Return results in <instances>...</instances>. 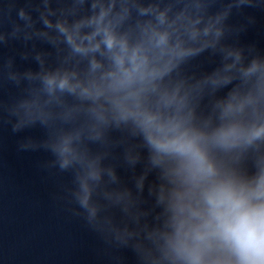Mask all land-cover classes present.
I'll return each instance as SVG.
<instances>
[{
    "label": "clouds",
    "instance_id": "clouds-1",
    "mask_svg": "<svg viewBox=\"0 0 264 264\" xmlns=\"http://www.w3.org/2000/svg\"><path fill=\"white\" fill-rule=\"evenodd\" d=\"M51 2L36 5L39 35L57 55L65 50L68 55L61 66L27 73L30 81L38 76L42 88L21 100L13 130L35 127L39 120L48 139L40 144L29 140L21 148L49 151V167L71 174L67 193L77 205L73 214L101 232L116 231L111 220L98 219V214L112 196L101 187L102 178L106 174L115 183L117 173L102 167L92 146L101 140V126L111 121L118 130L130 124L150 151L153 165L174 162L168 170L176 184L169 203L172 232L166 236L174 258L183 264H264V168L252 179L241 180L222 174L209 153L210 147L227 150L264 137V123L243 125L227 119L264 96V63L254 57L245 66L239 49L217 47L225 35L223 21L233 10L264 6V0H156L147 5L138 0H56V9ZM134 7L147 19L133 25L127 22ZM20 16L34 25L24 9ZM248 21L255 23V17ZM4 39L0 35V42ZM209 49L225 61L222 73L218 69L211 80L214 87L232 83L235 69L246 81L255 77L256 93L230 90L222 123L210 131L193 125L189 94L171 79L182 64ZM35 59L43 69L39 53ZM57 92L90 106L65 107L57 115L58 124L49 129L53 98L63 105ZM138 160L133 157L131 163ZM144 179L141 176L138 187L143 188ZM120 235L117 232V238Z\"/></svg>",
    "mask_w": 264,
    "mask_h": 264
},
{
    "label": "water",
    "instance_id": "water-1",
    "mask_svg": "<svg viewBox=\"0 0 264 264\" xmlns=\"http://www.w3.org/2000/svg\"><path fill=\"white\" fill-rule=\"evenodd\" d=\"M154 2L138 0L144 5ZM37 3L40 0H0V35L5 38L0 42V264H183L166 243L172 232L170 193L176 186L168 170L174 162L153 165L150 151L138 134L133 135L130 124H121L118 130L111 121L101 126V140L92 146L93 153L102 158V167L114 168L118 177L110 183L105 174L101 181V187L112 196L103 201L98 219L111 220L113 232L92 228L83 216L73 214L77 205L67 193L71 174L49 167L53 159L49 151L21 148L29 140L40 144L48 139L39 120L35 127L13 130L19 123L16 111L21 100L42 88L39 77L30 81L27 73L42 74L61 66L68 55L67 50L57 55L55 48L43 42ZM51 7H58L56 0ZM21 9L31 16L33 26L21 18ZM249 16L255 17V23H249ZM144 19L134 7L127 23L134 25ZM223 25L225 35L218 48L230 45L239 49L245 66L254 57L264 63V6L239 13L234 9ZM38 53L43 69L35 59ZM224 63L209 49L173 73L171 79L182 84V93L189 94L188 108L195 127L210 131L222 123V106L230 90L256 95L252 89L255 77L246 81L235 69L232 83L214 87L211 80L218 69L222 73ZM10 75L16 79L8 80ZM56 97L63 105L53 98L49 129L58 124L57 115L65 107L90 106V102L66 93L57 92ZM227 119L243 125L264 123V96ZM209 153L222 174L250 180L264 168V137L227 150L210 147ZM136 156L139 160L132 164L131 158ZM141 176L145 177L143 188L138 187ZM117 194L122 196L120 200Z\"/></svg>",
    "mask_w": 264,
    "mask_h": 264
}]
</instances>
